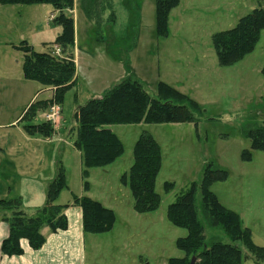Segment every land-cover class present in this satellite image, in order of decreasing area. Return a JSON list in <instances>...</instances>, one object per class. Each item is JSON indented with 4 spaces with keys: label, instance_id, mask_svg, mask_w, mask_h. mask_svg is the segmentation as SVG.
I'll return each mask as SVG.
<instances>
[{
    "label": "rangeland",
    "instance_id": "1",
    "mask_svg": "<svg viewBox=\"0 0 264 264\" xmlns=\"http://www.w3.org/2000/svg\"><path fill=\"white\" fill-rule=\"evenodd\" d=\"M113 3L116 21H109L108 10L96 24L86 16L82 0L74 2L78 83L67 91L61 105L56 103L60 110L55 120L48 116L56 104L40 105L49 101L52 90L26 77L25 53L18 48L26 41L34 51L52 49L62 56L61 48L53 46L61 27L52 22V6L0 3V146L15 165L6 170L14 187L10 189L9 179L1 178V197L10 193L21 196L29 207L42 206L48 185L62 165L66 185L59 203L71 202L74 195L88 196L115 212L110 231L92 233L88 264H169L171 258L185 257L177 241L188 230L170 222L168 207L192 183L201 182L205 164H213L226 170L228 178L214 183L212 191L240 216L252 241L264 247V152L252 149L246 134L264 123V29L255 48L232 65L219 63L213 40L255 8H264V0H180L170 11L166 36L158 31L156 0ZM128 76L139 79L154 97L161 83L186 94L198 106L197 121L113 124L110 128L122 140L124 153L104 167L87 168L83 150L75 146V111ZM31 107L35 111L28 112ZM46 121L54 127L49 136L25 130L27 125ZM143 132L151 133L161 146L162 167L156 180L161 202L156 210L139 213L123 176L130 172L134 146ZM246 151L249 158L244 156ZM41 193L44 197H39ZM201 202L198 193L207 244L231 243L226 229L207 222ZM4 213L10 212L0 209ZM236 244L244 252L243 264H256L246 257L251 251L243 241Z\"/></svg>",
    "mask_w": 264,
    "mask_h": 264
},
{
    "label": "trees",
    "instance_id": "2",
    "mask_svg": "<svg viewBox=\"0 0 264 264\" xmlns=\"http://www.w3.org/2000/svg\"><path fill=\"white\" fill-rule=\"evenodd\" d=\"M114 0H82L86 16L98 24L109 10V21H116ZM75 0H0L4 5L50 4L53 7L52 22L60 26L61 31L53 42V46L61 48L62 56L56 55L52 49L37 52L22 41L19 49L25 53L24 71L30 80H36L51 87L52 97L41 104H62L68 90L77 85L76 65L73 47L75 44V19L71 12ZM180 0H156V17L158 31L168 34L170 11ZM264 29V8H255L243 16L237 25L229 30L214 35V45L218 61L227 66L241 60L251 52ZM264 72V69H263ZM196 102L178 89L167 83H161L158 96H152L145 85L137 78L128 76L105 92L102 96L89 99L78 106L74 118L76 125L75 146L84 152L87 168L104 167L116 161L124 153V144L119 136L110 128L113 124L146 123H182L197 121L194 111ZM31 107L28 112L34 110ZM35 111V110H34ZM25 130L30 134L40 132L49 136L54 127L49 122L39 125H27ZM247 137L251 148L264 152V123L257 128H249ZM249 158L250 152L246 151ZM162 167V151L159 142L149 132H143L134 146V162L129 174L123 176L130 184L134 196V209L139 213L156 210L161 196L156 191V180ZM0 171V180H1ZM228 172L213 164H205L201 182H194L168 207V218L172 224L186 228L187 236L180 237L177 246L186 252L185 257L171 258L169 264H243L244 252L236 244L243 241L251 251L246 257L256 264H264V247L256 245L251 238V231L242 228L240 216L225 207L211 187L214 183L225 181ZM66 185L65 169L58 166L57 174L49 183L45 203L33 213L27 212L21 197L0 194V209L9 214H0V222L6 221L10 233L1 244V252L6 255H21L24 249L22 239H27L33 249H40L46 242L43 233L45 228L51 232L66 230L69 226L65 209L68 203L58 202L62 188ZM170 188L171 183H167ZM202 195L201 210L213 226H220L231 235V243L215 241L210 246L206 242L205 227L199 218L197 195ZM72 204L83 211L84 230L90 233L110 231L116 216L113 209L88 196H73ZM192 255L196 257L192 263ZM189 257V258H188Z\"/></svg>",
    "mask_w": 264,
    "mask_h": 264
},
{
    "label": "crops",
    "instance_id": "3",
    "mask_svg": "<svg viewBox=\"0 0 264 264\" xmlns=\"http://www.w3.org/2000/svg\"><path fill=\"white\" fill-rule=\"evenodd\" d=\"M53 7L50 9V15L52 16ZM61 31V30H60ZM57 33L56 37L60 33ZM51 90V87L47 88ZM25 141H29L28 136L23 135ZM37 139V138H36ZM10 152L13 150L9 148ZM0 154H3L5 158L0 157V171L1 178L5 177L10 181V189L14 187L13 179L9 173L6 172L9 164L15 166L13 162L7 158L11 157V154L7 157V152L0 146ZM54 179V178H53ZM47 193V191H46ZM16 196L7 193L5 196ZM44 197L41 193L39 197ZM21 197V196H17ZM44 199V198H43ZM46 200V198H45ZM23 201V200H22ZM45 203V202H44ZM62 204V203H60ZM69 206L65 209V214L69 220V226L66 230H59L51 232L48 228L43 230L46 236V242L40 249H33L27 239L21 240V245L24 252L21 255H6L1 252V244L5 238L9 236L10 226L6 221L0 222V264H88L87 246L89 241L92 243V233L86 232L83 225V211L82 208L72 204V201L68 203ZM29 203L23 201V206L27 212L32 209L33 213L38 206H27ZM41 207V206H40ZM110 208V207H109ZM112 209V208H111Z\"/></svg>",
    "mask_w": 264,
    "mask_h": 264
},
{
    "label": "built area",
    "instance_id": "4",
    "mask_svg": "<svg viewBox=\"0 0 264 264\" xmlns=\"http://www.w3.org/2000/svg\"><path fill=\"white\" fill-rule=\"evenodd\" d=\"M55 106H56V108H58L57 104L54 105V107L52 108V109L54 110V112L48 116V119H49V120H52V119H54L57 115H59V110H60V108H59L58 111H57V109L55 108ZM54 120H55V119H54Z\"/></svg>",
    "mask_w": 264,
    "mask_h": 264
},
{
    "label": "water",
    "instance_id": "5",
    "mask_svg": "<svg viewBox=\"0 0 264 264\" xmlns=\"http://www.w3.org/2000/svg\"><path fill=\"white\" fill-rule=\"evenodd\" d=\"M195 259H196V257H193V258H192V263H194Z\"/></svg>",
    "mask_w": 264,
    "mask_h": 264
}]
</instances>
